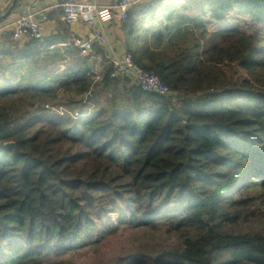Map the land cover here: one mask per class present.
<instances>
[{"label": "trees", "instance_id": "trees-1", "mask_svg": "<svg viewBox=\"0 0 264 264\" xmlns=\"http://www.w3.org/2000/svg\"><path fill=\"white\" fill-rule=\"evenodd\" d=\"M183 1L134 5L122 24L123 50L168 94L110 64L97 79L65 22L0 41V264L74 253L125 225L175 242L116 264H264V0ZM239 14L263 26L247 33L229 22ZM101 46L92 55L107 58ZM71 86L80 112L47 110L41 98Z\"/></svg>", "mask_w": 264, "mask_h": 264}, {"label": "built area", "instance_id": "built-area-1", "mask_svg": "<svg viewBox=\"0 0 264 264\" xmlns=\"http://www.w3.org/2000/svg\"><path fill=\"white\" fill-rule=\"evenodd\" d=\"M144 1L119 0L115 5L105 6L97 4L94 0H63L60 6L63 9V20L68 25L80 21L89 24H108L115 18L116 13L119 15L120 20L124 21L127 18L129 9L133 5ZM43 21V18L37 20L30 15L22 14L13 24L0 25V41L8 35L12 40L19 42L30 37L41 39L45 36ZM94 42H98L102 46H109L110 53L107 58L112 68V77L125 74L145 91H154L161 94L169 93L167 85L157 75L140 67L133 60L131 54L117 50L115 46L111 45L105 33H96L94 38H75L73 45L78 48L81 57L90 56L94 66V63L100 59L99 56L92 55Z\"/></svg>", "mask_w": 264, "mask_h": 264}, {"label": "rangeland", "instance_id": "rangeland-1", "mask_svg": "<svg viewBox=\"0 0 264 264\" xmlns=\"http://www.w3.org/2000/svg\"><path fill=\"white\" fill-rule=\"evenodd\" d=\"M230 23L236 24L240 29L247 33H253L263 26L262 23L254 21L251 16L239 14L230 18ZM123 21L120 22L118 28L122 29ZM208 34L207 39H210L214 34L215 26H207ZM123 31V29H122ZM260 45H264V41L259 42ZM109 59L100 58L94 63V70L96 78L99 79L103 76L108 68ZM230 62L224 61V64ZM231 65V64H230ZM236 69L237 67L234 66ZM75 88L73 86L65 91L60 90L58 98L49 96L44 99L41 98L45 104L47 110L60 111L61 113L67 112L71 114H77L80 112L81 107L85 104L86 100H83L82 96H76L74 94ZM72 92V93H71ZM264 209V206H263ZM257 227L264 228V218L256 222ZM102 227L99 228L97 244L83 247L76 252H70L65 254H59L47 257L38 264H116L121 257L129 256L136 253L143 248H154L155 245L161 243L175 242V237L167 234V228H159L156 230H149L147 227H137L125 225L118 229L116 235H110L106 238H101L103 233Z\"/></svg>", "mask_w": 264, "mask_h": 264}, {"label": "crops", "instance_id": "crops-1", "mask_svg": "<svg viewBox=\"0 0 264 264\" xmlns=\"http://www.w3.org/2000/svg\"><path fill=\"white\" fill-rule=\"evenodd\" d=\"M12 1L13 0H0V14H3L6 11V7L11 5ZM94 1H96L99 5L111 6L117 4L119 0ZM146 1L148 0H145L144 2ZM170 1L176 4H182L184 2L183 0ZM62 2L63 0H18L17 7L14 8L12 13L6 19L0 21V25L13 24L19 16L25 14L30 15L37 20H42V18L44 19L43 27L45 35L56 33L60 28V22H64L62 7L60 6V3ZM120 22L121 20L119 15L116 13L115 18L108 24H89L80 21L73 25H69V28L74 38H94L96 33H105L108 36L111 45L115 46L117 50L124 51L123 49L125 47H123V44L125 43V34L122 29L118 28L120 26ZM148 30L149 26L145 25L142 32L145 33ZM101 48L108 54L110 53L109 46H101ZM99 58L101 57L99 56Z\"/></svg>", "mask_w": 264, "mask_h": 264}, {"label": "water", "instance_id": "water-1", "mask_svg": "<svg viewBox=\"0 0 264 264\" xmlns=\"http://www.w3.org/2000/svg\"><path fill=\"white\" fill-rule=\"evenodd\" d=\"M17 3H18V0H13V1L11 2V5H10V7L8 8V10L5 11L3 14H0V21L6 19V18L12 13V11H13L14 8L16 7ZM6 146H7V147H13V148H15V144L12 143V142H11V143H7Z\"/></svg>", "mask_w": 264, "mask_h": 264}]
</instances>
